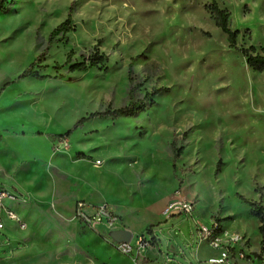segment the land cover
<instances>
[{
    "label": "rangeland",
    "instance_id": "374dc122",
    "mask_svg": "<svg viewBox=\"0 0 264 264\" xmlns=\"http://www.w3.org/2000/svg\"><path fill=\"white\" fill-rule=\"evenodd\" d=\"M70 1L6 0L0 11V90L15 80L0 94V185L18 195L12 207L26 223L4 230L0 264H104L106 248L123 254L96 223L84 221L100 206L132 231L147 225L132 242L136 260L148 224L177 190L197 200L201 217L245 234L253 264H264L258 219L240 199L264 206V71L229 47L204 9L210 0H74V30L57 36L40 62L39 73L51 77L16 79L66 18ZM216 1L230 12L237 44L264 51V0ZM70 51L71 63L88 66L96 51L106 60L85 70L55 69ZM130 64L137 75L131 95ZM153 87L169 91L143 112L91 119L56 136L80 117L118 108ZM174 134L182 152L172 163ZM174 218L159 226L169 228ZM157 226L159 246L150 241V254L177 261L165 264H205L178 234L179 252L169 249Z\"/></svg>",
    "mask_w": 264,
    "mask_h": 264
},
{
    "label": "trees",
    "instance_id": "16d2710c",
    "mask_svg": "<svg viewBox=\"0 0 264 264\" xmlns=\"http://www.w3.org/2000/svg\"><path fill=\"white\" fill-rule=\"evenodd\" d=\"M6 0H0V11L2 10ZM204 9L209 13L210 18L214 20L215 25L220 28V30L226 35V39L229 47L236 49L243 57L246 59L247 65L252 68L254 71H264V51H257L254 46L248 47H240L237 42V35L239 33L238 30H234L230 28V12L226 8H221L216 0H210L205 3ZM74 10V0H71L69 6L67 8L66 18L56 25L48 34L47 40L43 50L39 53V55L30 62L16 77V79H24V78H32L35 80L43 81L51 76L49 74H40V62L43 60L44 55L49 50L51 44L57 36H64L70 31L74 30L75 26L72 21V13ZM208 35L207 32H205ZM73 51L68 52L65 61L62 65L58 63L54 64L55 69H59L61 66L68 65V69L71 71L77 70H85L87 67H94L99 65L100 63L106 60V55L103 53H98L97 51L92 53L88 58V66L85 65L84 62H73L72 61ZM137 78V75L133 72L132 65H129L128 68V83H129V95L132 94L134 80ZM15 80L6 82L3 84L1 92L12 82ZM169 91L168 87H153L150 91L145 92L142 97H138L137 99L130 98V101L122 105L118 108L114 109H103L97 110L88 113L85 116L77 119L71 128H69L64 134L56 135L57 137H65L69 136L75 129L80 127L84 122L89 121L91 119H116L118 117H130L135 116L140 112H143L148 106L153 104V99L159 93H167ZM185 137V132L181 136ZM181 138V139H182ZM178 136L173 135L170 141V148L173 152L172 163H175L179 158L182 152V146H177ZM187 171H192L191 167L187 168ZM240 199L244 202L249 203L250 205V214L255 216L258 219V231L260 233V251H264V206L259 204L256 201H248L242 195H240ZM155 229V226L148 227V233H152ZM153 241V240H152Z\"/></svg>",
    "mask_w": 264,
    "mask_h": 264
},
{
    "label": "built area",
    "instance_id": "2783aa9c",
    "mask_svg": "<svg viewBox=\"0 0 264 264\" xmlns=\"http://www.w3.org/2000/svg\"><path fill=\"white\" fill-rule=\"evenodd\" d=\"M17 199L18 195L16 193L0 185V242L8 239L4 233L5 229L9 228L11 232H15L26 227L24 220L12 207ZM194 211L195 201L187 198L181 190L171 194L164 208V213L168 216L184 213L193 219L197 240L206 241L208 246L215 252L207 258L206 262L208 264H253V261L247 257L249 254L247 252L248 240L244 234L240 232L230 233L224 230L221 223L213 216L207 220H201L195 216ZM83 218L87 223H96L98 231L103 235H105L106 230L123 227L118 219L113 217L110 210L107 211L105 206H100L95 216L89 218L83 215ZM148 234L150 236L147 235L138 242L141 249L146 248L149 242L156 237L154 233ZM108 241L123 254H131L134 251L132 241L116 243L109 238Z\"/></svg>",
    "mask_w": 264,
    "mask_h": 264
},
{
    "label": "crops",
    "instance_id": "0c3cea01",
    "mask_svg": "<svg viewBox=\"0 0 264 264\" xmlns=\"http://www.w3.org/2000/svg\"><path fill=\"white\" fill-rule=\"evenodd\" d=\"M169 199H170V197H169ZM196 201H195V205H196ZM165 206L161 210V214H160L159 219L155 222H151L148 225H150V226H152V225L157 226L158 225L157 227L159 228V230L162 231L163 235L165 236V238L167 240V246L170 247L169 249L174 250L176 252H179L180 248L175 243L174 236L176 234L180 235L181 238L179 239V242L181 241V242L185 243V240L190 242V244H188V243L187 244L189 245L190 249H192V252L195 255L196 261L199 263L204 262L205 264H208L206 262L207 258L209 256L213 255L215 252H214V250H212L208 246L206 241L197 240L196 235H195V224H194L193 219L192 218L180 219L181 214H173V215L168 216L164 213ZM194 213H195V216L201 220H207L208 218H210L212 216V215H209L207 218H203L199 214H197L196 209H195ZM172 217H177V218L173 219L174 222L171 224V226L169 228H163L161 225L159 226V224L161 222H168V221H170V219ZM221 225H222V223H221ZM146 226H147L146 224H140L133 231L131 229L127 228V229L132 231L133 235H132L131 239L136 240L137 234L139 236L142 235L145 231ZM222 228L224 230H226L223 225H222ZM152 233H154V235L156 236L155 239H153L154 242L156 243L154 246L158 247L159 246V239L156 235V233H157L156 228L154 229V231ZM171 234H173V235H171ZM89 237H90L89 235H86L84 238L80 239L79 240L80 244L83 245V243L87 239H89ZM245 237H246V235H245ZM247 240H248V238H247ZM131 241L133 242V240H131ZM97 243H99V242L94 241L91 244H97ZM247 245H248L247 252L249 253L247 255V257H249V259H250V257L252 258V254H251L252 252L250 251L249 240L247 242ZM90 249L92 251L91 253H93L92 254L93 256L96 257V255H100L99 253H96L94 251L93 247H91ZM158 250H159V248H158ZM101 257H102V261L104 264L105 263H109V264H132V263H134V264H165L166 262H173V263L176 262L177 263L176 260L169 261L168 257L166 260H164V258L161 256V254L157 255V256L152 255L149 253L147 248H144L143 250H141L138 253L136 260L130 254H128V256H126L123 254H119V253H117V251H114L112 249L108 250L107 248H106L105 252L103 254H101Z\"/></svg>",
    "mask_w": 264,
    "mask_h": 264
},
{
    "label": "water",
    "instance_id": "95a60500",
    "mask_svg": "<svg viewBox=\"0 0 264 264\" xmlns=\"http://www.w3.org/2000/svg\"><path fill=\"white\" fill-rule=\"evenodd\" d=\"M105 235L113 242H129L132 238V231L125 227H116L105 231Z\"/></svg>",
    "mask_w": 264,
    "mask_h": 264
},
{
    "label": "bare ground",
    "instance_id": "6f19581e",
    "mask_svg": "<svg viewBox=\"0 0 264 264\" xmlns=\"http://www.w3.org/2000/svg\"><path fill=\"white\" fill-rule=\"evenodd\" d=\"M21 113L23 115L28 116L29 118H31L33 120H40V117L36 113H32L31 111H28L26 109L21 110ZM196 181H197V177L194 179L193 182H196ZM131 240H134V239H131Z\"/></svg>",
    "mask_w": 264,
    "mask_h": 264
}]
</instances>
